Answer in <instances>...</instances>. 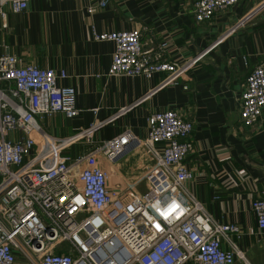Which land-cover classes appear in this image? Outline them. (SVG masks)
Masks as SVG:
<instances>
[{
  "label": "built area",
  "instance_id": "obj_1",
  "mask_svg": "<svg viewBox=\"0 0 264 264\" xmlns=\"http://www.w3.org/2000/svg\"><path fill=\"white\" fill-rule=\"evenodd\" d=\"M29 1L0 0V31L9 27L10 11H24ZM239 1L197 0L195 18L208 20ZM253 1L256 8L264 5ZM113 2L91 0L87 10ZM244 21L243 16L237 25ZM91 33L115 43L109 75L166 73L163 84L177 82L200 59L197 54L185 63L171 61L167 43L146 47L137 27L99 31L92 24ZM66 77L65 70L22 63L0 34V264H233L244 258L240 224L218 222L186 188L195 177L187 164L195 148L194 122L178 110L157 111L148 118L147 137L127 129L87 153L73 154V145L93 143L95 130L108 120L67 138L42 128L45 116L81 113L76 88L59 83ZM263 113L264 58L247 75L239 115L254 129ZM133 150L150 157L147 169L133 180L112 183L113 167ZM252 211L264 233V191L253 198Z\"/></svg>",
  "mask_w": 264,
  "mask_h": 264
},
{
  "label": "crops",
  "instance_id": "obj_2",
  "mask_svg": "<svg viewBox=\"0 0 264 264\" xmlns=\"http://www.w3.org/2000/svg\"><path fill=\"white\" fill-rule=\"evenodd\" d=\"M90 1L30 0L24 11H10L9 27L1 33L22 63L65 70L68 77L59 83L76 88L80 115L45 116L39 120L42 128L67 138L108 120L95 130L93 143L70 148L83 154L127 129L145 138L151 114L178 110L195 125V148L187 159L195 177L187 190L218 222L240 224L238 244L245 257L233 264H264V233L252 211L253 198L264 191V113L254 129L245 127L239 115L247 75L264 58V5L240 0L198 21L197 0H114L89 13ZM243 16L244 23L237 25ZM92 24L99 31L141 28L146 47L167 43L171 61L185 63L197 54L200 59L177 82L163 84L166 73L109 75L115 43L94 39ZM122 108L126 113L117 115ZM149 161L144 151H130L113 167L112 183L133 180L130 176L141 175Z\"/></svg>",
  "mask_w": 264,
  "mask_h": 264
},
{
  "label": "rangeland",
  "instance_id": "obj_3",
  "mask_svg": "<svg viewBox=\"0 0 264 264\" xmlns=\"http://www.w3.org/2000/svg\"><path fill=\"white\" fill-rule=\"evenodd\" d=\"M5 29H1V31H0V34L2 33V31H4ZM72 153V152H71ZM116 165H118V164H116ZM131 178H136V175H135V177H134V175H132V176H130ZM145 186H146V182H144V183H141V185L139 186V189L140 190H145ZM79 220H82L83 219V216H79V218H78Z\"/></svg>",
  "mask_w": 264,
  "mask_h": 264
}]
</instances>
